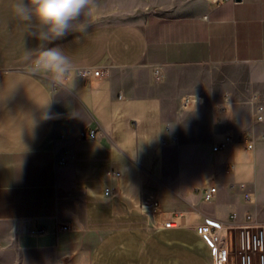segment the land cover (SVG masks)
Wrapping results in <instances>:
<instances>
[{"label":"crops","instance_id":"crops-1","mask_svg":"<svg viewBox=\"0 0 264 264\" xmlns=\"http://www.w3.org/2000/svg\"><path fill=\"white\" fill-rule=\"evenodd\" d=\"M13 2L0 0V264H215L197 226L233 213L264 221V70L224 99L190 95L201 99L183 110L164 80L174 66H264V0L176 13L165 0H118L116 18L96 7L85 31L56 43L76 68L106 73L63 84L31 71L24 54L37 42ZM84 127L99 137L82 139ZM211 185L204 201L196 188ZM155 199L153 217L141 206ZM237 258L232 247L228 264Z\"/></svg>","mask_w":264,"mask_h":264},{"label":"built area","instance_id":"built-area-1","mask_svg":"<svg viewBox=\"0 0 264 264\" xmlns=\"http://www.w3.org/2000/svg\"><path fill=\"white\" fill-rule=\"evenodd\" d=\"M76 74L88 79L90 76H103L104 72L99 66L76 68ZM190 100L185 98L182 102L184 108L189 104ZM257 119L264 120V106L260 105L257 109ZM64 136V135H62ZM80 137L85 140H93L99 137L98 128L84 127L80 131ZM228 136L226 140H230ZM242 141L247 149L254 148V140L249 134H246ZM220 145H215L214 150H219ZM109 175H120L116 170H109ZM233 188H238L243 192L246 200H252L255 196L254 190L246 182H240L232 185ZM202 195L204 201H211L217 192V186L211 185L205 188H196ZM110 189L106 190L109 193ZM141 210L153 217L161 213V202L159 199L145 202L141 206ZM172 217L165 221V227L176 226V219ZM67 228V226H64ZM238 228V233L233 234L232 230ZM197 231L205 237L210 246L213 248L215 264H228L230 249L235 247L238 253L237 264H264V221H259L255 214L248 213L245 222H238L237 214L231 215V220L221 222L208 219L205 224L197 226ZM34 235H42L44 230H32Z\"/></svg>","mask_w":264,"mask_h":264},{"label":"clouds","instance_id":"clouds-1","mask_svg":"<svg viewBox=\"0 0 264 264\" xmlns=\"http://www.w3.org/2000/svg\"><path fill=\"white\" fill-rule=\"evenodd\" d=\"M95 7V0H14V17L24 24L28 37L37 42L24 54L31 71L47 74L54 84L70 81L77 69L56 42L85 31L86 20Z\"/></svg>","mask_w":264,"mask_h":264},{"label":"rangeland","instance_id":"rangeland-1","mask_svg":"<svg viewBox=\"0 0 264 264\" xmlns=\"http://www.w3.org/2000/svg\"><path fill=\"white\" fill-rule=\"evenodd\" d=\"M117 2L118 0H95L99 12L108 13L109 18H116ZM151 3L143 4L149 9H144L142 13L152 10ZM203 3L204 0H165L162 8L168 12L176 13L196 9ZM261 70H264V66L238 64L174 66L167 69L164 80H167L168 84L166 87L168 97L172 100L178 99L183 110L182 102L190 95H201L202 97L220 95L224 99L229 95L231 89L236 88V85L244 84L252 75L261 72ZM243 93V91L240 92V94ZM189 98L192 101L194 100L192 98L201 99L199 96Z\"/></svg>","mask_w":264,"mask_h":264},{"label":"bare ground","instance_id":"bare-ground-1","mask_svg":"<svg viewBox=\"0 0 264 264\" xmlns=\"http://www.w3.org/2000/svg\"><path fill=\"white\" fill-rule=\"evenodd\" d=\"M189 97H193V96H189ZM187 97L189 100H191V98ZM192 99H195V98H192Z\"/></svg>","mask_w":264,"mask_h":264},{"label":"water","instance_id":"water-1","mask_svg":"<svg viewBox=\"0 0 264 264\" xmlns=\"http://www.w3.org/2000/svg\"><path fill=\"white\" fill-rule=\"evenodd\" d=\"M237 1H240V0H237Z\"/></svg>","mask_w":264,"mask_h":264}]
</instances>
